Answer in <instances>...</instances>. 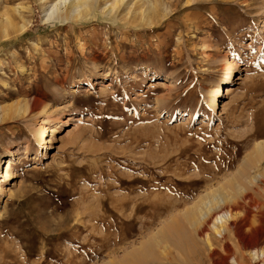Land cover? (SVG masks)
<instances>
[{
    "label": "rangeland",
    "instance_id": "rangeland-1",
    "mask_svg": "<svg viewBox=\"0 0 264 264\" xmlns=\"http://www.w3.org/2000/svg\"><path fill=\"white\" fill-rule=\"evenodd\" d=\"M54 1L0 0V15L24 24L0 37V106L20 108L0 120V166L12 158L15 174L0 179V264H212L181 220L166 254L152 237L202 194L231 195L228 179L264 167L249 159L264 143V0H149L167 8L151 24L123 20L140 0L114 17L101 13L113 0H97L93 15L46 20ZM29 97L42 105L23 114ZM248 186L264 200L262 182Z\"/></svg>",
    "mask_w": 264,
    "mask_h": 264
},
{
    "label": "bare ground",
    "instance_id": "bare-ground-1",
    "mask_svg": "<svg viewBox=\"0 0 264 264\" xmlns=\"http://www.w3.org/2000/svg\"><path fill=\"white\" fill-rule=\"evenodd\" d=\"M123 1L125 2L126 0H113V2L112 1L106 2L102 6L101 13L107 17H114L117 9L121 7V5L123 4ZM192 1H195V0H192ZM95 2H97V0H55L49 6L48 11L46 12L45 19L66 21V20H71V19L82 17L84 14H85L84 17L86 15L88 16L89 12L90 14L92 13L94 14L95 9H96L94 8ZM152 4L149 2V0H140V6H138L139 7L138 10L135 12L133 10L130 11L128 9L123 14V20H125L126 22H131L137 16H139L140 22H145L147 24L152 22V20L156 17H160V19L164 20L167 15V8H164V9L159 8L162 11L158 12ZM18 8L19 7H15L14 10L19 11ZM152 14L153 16H150ZM11 21L12 20L9 15L7 14L0 15V37L1 38L6 39L10 37L11 35L20 34L24 30V24L14 25ZM225 65H226L225 66L226 78L230 79L233 73V69H234L233 65L230 60H226ZM89 80L90 79H88V81ZM224 88H225V93H223ZM230 91L231 89L229 88V86H225L221 90L218 88L217 91H214L213 100L210 103L211 109L212 110L218 109L220 105L219 100L217 98L218 95L219 97H224L228 95ZM40 105H42V101L39 98L29 97V99H25L24 101V109L22 110L23 111L22 113L23 114H25L26 112L29 113L30 111L39 107ZM18 110H20V108L18 107L17 103L1 105L0 106V120H3L9 117L11 114H14V112H18ZM77 120L79 119L74 116H69V118L65 121V123H69L70 121H77ZM43 131H44L43 128H38L37 130V134H38L37 140L38 141L42 140ZM54 131H55V128H52L51 133L53 134ZM52 134H51L50 139L54 140L55 136H52ZM51 143L52 142L49 141V144H48L49 148L52 147ZM254 150L256 152L251 154V156L249 155L250 156L249 159H252L255 161L258 158V160L262 159L263 161L264 143H258L256 147L254 148ZM249 159L246 158L243 164L244 167L247 169H251L250 166H247L249 163ZM259 164L260 163L256 165L258 166L256 167V170L253 169L254 173L250 176L249 179H247L244 176V173L242 172L239 173L240 178L245 177L244 179H247V180H244L245 183H238L237 180H235L234 178H230L227 180V183L231 185L234 191V193H232L231 195L226 193V191L224 190L225 187L217 186L214 189L202 194V196H200L194 203H191L189 206L185 205L183 208H181L182 211L179 215L180 219L176 217L177 219H175L174 222H171L165 228V230L160 232V234L157 233L158 235L153 236L152 244L156 247L162 248L163 254H166L169 250L168 241H167L168 235L173 234L175 230V235L177 234L180 237V234H179L180 230L178 228L181 227V224L179 223L178 220H181L182 226H184V224L189 225L191 229L194 230V232L197 235H201L200 240L205 245L207 254L209 258L211 259L212 264H223V262L218 260L217 258L218 252L213 246L212 238L214 236L217 238L218 242H220V248H222V250H224V252L227 254L228 256L227 260L230 264H264V232L263 230L260 229L261 227L259 228L257 226L259 224L257 223V214L259 212L261 213L262 209L264 210V200L263 201L256 200L253 197V195L251 196L250 194L251 191L248 190V187H249L248 185H250L251 187H254V185H256L258 182H262V184L264 185V167L263 166L260 167ZM13 165H14V162L12 158H8L5 162H3V164L0 166V169H1L0 179H2L3 181H7L15 176L14 172L11 171ZM228 187L230 188V186ZM251 208L255 209L254 212H252ZM135 213L136 211L134 212V214ZM126 219L127 220L129 219L128 215ZM230 237H234L236 238V240L233 239L231 240V243H229ZM184 245L185 244H177L175 247L180 246V248L182 249L184 248V252H185L186 249ZM224 256L223 258L226 257ZM129 257L132 258L134 256L129 254ZM191 257H192V254H191Z\"/></svg>",
    "mask_w": 264,
    "mask_h": 264
}]
</instances>
